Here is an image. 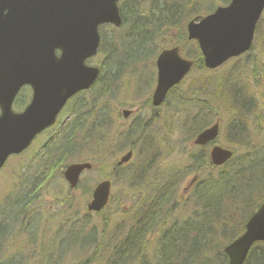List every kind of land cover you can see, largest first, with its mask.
<instances>
[{
  "label": "rangeland",
  "instance_id": "1",
  "mask_svg": "<svg viewBox=\"0 0 264 264\" xmlns=\"http://www.w3.org/2000/svg\"><path fill=\"white\" fill-rule=\"evenodd\" d=\"M185 1L188 5L183 4L178 19L169 16L161 20L157 18L144 33L153 39L154 50L161 51L179 43L186 44V55L193 52L195 44L176 41L182 38V33H186L187 18L199 9V0ZM229 1L200 0L199 3L204 10L226 5ZM151 2H145L143 7L150 8ZM153 6L170 13L171 6L166 2L153 0ZM185 8L192 11L189 13ZM160 26L163 27L159 29ZM261 27L264 29V19ZM125 30L102 27L103 50L92 58L90 64L103 69V75L106 74L100 79L104 80L103 83H99L98 88V83L95 84L91 90L72 99L59 121L40 135L30 151L11 157L8 165L0 171V210L10 214L15 205L21 203L11 214L16 220V227L1 236L0 264H39V261L41 264H111L115 248L118 249L127 236L125 232L135 226V211L142 209L145 203L142 199L148 200V208L161 185L171 188L174 196L163 207L164 213L152 235L148 232V250L137 251L134 255L138 257L126 260L125 264H151L156 243L165 246L167 228L174 221H177L174 228H179L185 225L188 218L192 221L186 224L190 230L187 240L180 239L170 245V255L185 264L209 263L207 256L202 255L188 263L191 257L186 258L183 251L189 239L195 242L203 235L205 242L207 238L215 242V235L225 241L228 236L241 234L243 224L264 200L261 199L264 194V30L259 33L255 48L247 55L230 61L215 72L204 69L193 71L171 93L169 103L156 116L143 101H137L146 99L153 90L156 81L154 61L158 54L154 56L152 47L147 46L143 55H136L141 49V46L140 49L137 47V40L131 38L123 42L117 39V36L128 39L124 35L121 37ZM128 42H132L136 54ZM110 62L117 67L110 66ZM256 62L258 69L257 64L252 68ZM237 83L245 85V91L251 93L249 99L242 98L244 91ZM106 90L116 100L115 104L110 101L101 103V97L97 95ZM220 91L222 94L217 95ZM211 96L215 98V107L210 106ZM28 97L27 92L24 99L28 100ZM235 101L243 109L237 108ZM123 109H131L135 113L126 121L122 117ZM218 115L222 120L218 142L235 152L233 159L219 168L209 164L208 158H203L205 149L195 148L192 143L200 129L212 124ZM106 125L110 127L111 135L107 150L93 152L105 149V142L100 144L101 149L87 150L85 147H93L101 140L99 130ZM134 127H138L139 131L131 138ZM104 134L107 141L108 129ZM247 134L252 142L245 140ZM132 141L137 143L134 158L111 177L110 205L103 214L90 213L87 205L92 196L91 190L108 175ZM74 147L79 148L73 150ZM72 151L82 155H75ZM50 158L51 164L60 162L53 169V166L46 168ZM86 161L96 162L99 166L96 171H86L80 185L72 192L63 177V170L70 163ZM164 171L175 177L171 182L173 186L166 184L167 176L163 179L159 176ZM42 175L44 178L41 179ZM197 175V182L185 191ZM243 189L241 202L237 195ZM244 197H248V201ZM215 201L217 203L213 205ZM189 202L192 204L187 213L185 208ZM204 210L208 216L206 219L202 216ZM158 211L159 214L163 212L160 206ZM212 220L219 221L220 225L229 223L214 227ZM1 222H7L2 215ZM223 229L230 232H225L221 238ZM164 234L166 237L163 238ZM86 238L87 242L90 241L85 244ZM78 239L82 240L81 245ZM142 242L145 245L144 239ZM227 243L226 240L224 246ZM200 247L197 245L195 248ZM262 253L257 248L253 255V259H259L260 264H264ZM119 261L112 264H119Z\"/></svg>",
  "mask_w": 264,
  "mask_h": 264
},
{
  "label": "water",
  "instance_id": "2",
  "mask_svg": "<svg viewBox=\"0 0 264 264\" xmlns=\"http://www.w3.org/2000/svg\"><path fill=\"white\" fill-rule=\"evenodd\" d=\"M34 1V0H33ZM117 0H81V15L78 19L86 21L88 31L82 40L72 47L70 42L61 40L57 47L63 50L62 56L56 60L53 57V48L42 47L39 43L33 46L34 53L42 52V64L47 55L48 61L59 69L53 76L40 75L37 79L29 78L18 82L12 91L14 95L23 83L29 82L34 87V98L27 111L21 115L28 135L13 137L6 130L2 131L4 118H0V167L12 152L21 151L27 147L32 138L43 129L50 126L56 119L57 113L66 101L77 91L90 87L99 70L85 66L84 61L98 50L100 37L97 33L98 24L102 22L121 25L120 13L116 5ZM51 0H43V4L51 5ZM33 4L26 5L25 0H0V49L4 41H11L19 37L22 32L17 29L21 24L29 25L25 31L26 39L32 44L38 34L50 36L53 27L51 19L45 23L39 21L32 12ZM8 11L5 13V11ZM264 10V0H234L230 6L218 8L212 15L203 17L200 23L191 21L188 26L189 39H197L201 52L205 57V65L215 68L231 57L247 51L252 45L255 27ZM31 19L26 20L29 18ZM51 50V51H50ZM39 57V56H38ZM59 62V64H58ZM59 65V66H58ZM159 84L154 95L155 105H160L171 87L179 83L191 70L192 63L179 55V48L175 47L160 54L158 60ZM63 69V70H62ZM7 96L4 90L0 91V104L6 110ZM130 112H125L126 117ZM27 127V128H26ZM219 124L207 128L195 139V143L206 145L215 140L219 133ZM211 160L219 165L226 163L233 155L230 150L218 146L211 151ZM132 152L123 156L118 165L127 163ZM90 163L71 165L66 170V178L71 187H76L79 176ZM111 181H104L94 190L93 200L90 202L91 210L99 211L107 203L110 194ZM257 241L264 242V204L246 224V231L238 239L225 248L230 264H245L249 250Z\"/></svg>",
  "mask_w": 264,
  "mask_h": 264
},
{
  "label": "bare ground",
  "instance_id": "3",
  "mask_svg": "<svg viewBox=\"0 0 264 264\" xmlns=\"http://www.w3.org/2000/svg\"><path fill=\"white\" fill-rule=\"evenodd\" d=\"M179 201L177 202V204L179 205ZM193 217V216H191ZM177 221H174V223H176ZM215 235V234H214ZM215 242H210L209 238H207L206 240V245H204V247H202V251L203 253L207 254V260L209 261V264H219V262H221V260H223L224 258V245H223V241H221L220 239H218V236L215 235ZM201 242L195 241V242H191L189 239V242H187L186 248L183 251V254H190L191 251H193L195 249V247L197 245L200 246ZM135 249H131V248H127L126 251L124 252V257L126 256L127 258H131V257H136L135 255ZM204 259V257H203ZM117 260V257H113L112 258V262H115ZM148 264V263H147ZM153 264H185L184 261L182 260H178L176 258H174L173 256H169L168 258H166L165 256L157 259V261H155Z\"/></svg>",
  "mask_w": 264,
  "mask_h": 264
},
{
  "label": "trees",
  "instance_id": "4",
  "mask_svg": "<svg viewBox=\"0 0 264 264\" xmlns=\"http://www.w3.org/2000/svg\"><path fill=\"white\" fill-rule=\"evenodd\" d=\"M169 2H173L174 0H168ZM177 4V5H176ZM176 4L175 3H173L172 5H171V9H170V13L168 12V13H166L164 10H160L161 11V16L163 17V13L165 14H167V17L168 16H171L172 17V19H174V18H179L180 17V15H181V13H182V10H181V8L178 6V3L176 2ZM181 4H182V2H181ZM192 10H193V5H191V7H190ZM168 11V10H167ZM124 13V12H123ZM134 13H136L137 15H136V18H133V14H126L125 15V13H124V23L125 24H134V27H136V25H138L140 28H136V29H138V30H140V31H142V30H145L146 28H147V26H148V23H142V24H140L139 22H138V19L139 18H141V17H143L144 19H148L149 18V14L145 11V12H140V13H138V12H134ZM163 26H161L160 28H162ZM201 62V59L199 60L198 59V62ZM243 192V191H242ZM242 192H240L237 196H239V199H240V201L242 202ZM245 202V201H244ZM253 203V202H252ZM255 204H257V203H255ZM232 214H234V212H232ZM232 214H231V216H232ZM227 223H229V222H224L223 224H221V225H225V224H227ZM225 232L226 233H228V232H230V230L228 229H223V233H222V235H223V237L225 236ZM229 239H231V238H229ZM199 241L201 242V244H200V248L199 249H196V251L194 252V257L193 258H195L196 256H207V254H205V253H203V251H202V247H203V244H205L203 241H202V238L200 237V239H199ZM259 249L260 248V250H262L263 251V253L262 254H264V245L263 244H257L253 249H252V253H251V255H250V257H249V259L247 260V264H250L251 263V261H255V259H253V255L256 253V249ZM226 261H227V259H226V256H225V254H224V258H223V260H221V262H219V264H227L226 263ZM201 264H209L208 262H206V261H202L201 262ZM253 264H260V262H259V259H258V261L256 260Z\"/></svg>",
  "mask_w": 264,
  "mask_h": 264
},
{
  "label": "flooded vegetation",
  "instance_id": "5",
  "mask_svg": "<svg viewBox=\"0 0 264 264\" xmlns=\"http://www.w3.org/2000/svg\"><path fill=\"white\" fill-rule=\"evenodd\" d=\"M13 107H14L16 112L21 111L26 107L25 103L23 102V99H22V97H20V95H18L16 100L14 101Z\"/></svg>",
  "mask_w": 264,
  "mask_h": 264
}]
</instances>
